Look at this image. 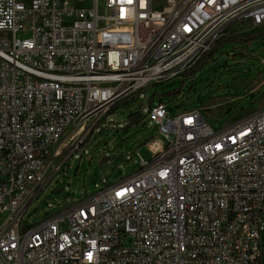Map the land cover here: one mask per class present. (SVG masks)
Returning <instances> with one entry per match:
<instances>
[{
    "label": "built area",
    "instance_id": "obj_1",
    "mask_svg": "<svg viewBox=\"0 0 264 264\" xmlns=\"http://www.w3.org/2000/svg\"><path fill=\"white\" fill-rule=\"evenodd\" d=\"M245 27L264 0H0V264H264V108L217 131L159 100L150 162L24 223L119 104Z\"/></svg>",
    "mask_w": 264,
    "mask_h": 264
},
{
    "label": "rangeland",
    "instance_id": "obj_2",
    "mask_svg": "<svg viewBox=\"0 0 264 264\" xmlns=\"http://www.w3.org/2000/svg\"><path fill=\"white\" fill-rule=\"evenodd\" d=\"M240 30L246 32L243 36L257 38L249 46L226 45L213 59L202 62L196 74L188 72L185 77L144 90L130 102L119 104L106 121L85 135L84 144L32 204L24 223L32 225L57 215L102 188L133 176L140 170L141 158L150 162L153 145L159 141L168 144L158 126L146 118L150 106L159 100L168 106L170 118L200 110L217 131L263 109L264 32L246 27ZM29 36L18 34L19 38ZM104 158L108 161L101 166ZM262 242L264 245V223Z\"/></svg>",
    "mask_w": 264,
    "mask_h": 264
},
{
    "label": "trees",
    "instance_id": "obj_3",
    "mask_svg": "<svg viewBox=\"0 0 264 264\" xmlns=\"http://www.w3.org/2000/svg\"><path fill=\"white\" fill-rule=\"evenodd\" d=\"M257 38L256 35H248V36H243V35H228L226 37H224L217 45L216 47L208 54H206L205 56L202 57V59L200 60V64L199 65H195L192 70L190 71V73L192 74H196L197 72H199L202 68V62L204 63L206 61L207 58H211L213 59V57H215L219 50L226 46V45H231L233 47H238L240 45H244V46H249L252 42L255 41V39Z\"/></svg>",
    "mask_w": 264,
    "mask_h": 264
},
{
    "label": "water",
    "instance_id": "obj_4",
    "mask_svg": "<svg viewBox=\"0 0 264 264\" xmlns=\"http://www.w3.org/2000/svg\"><path fill=\"white\" fill-rule=\"evenodd\" d=\"M107 161H108V159H107V158H104V159L101 161L100 165L102 166V165L105 164Z\"/></svg>",
    "mask_w": 264,
    "mask_h": 264
}]
</instances>
